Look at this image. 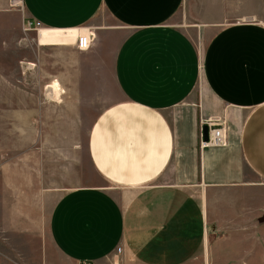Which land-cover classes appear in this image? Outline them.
<instances>
[{
    "label": "crops",
    "instance_id": "crops-1",
    "mask_svg": "<svg viewBox=\"0 0 264 264\" xmlns=\"http://www.w3.org/2000/svg\"><path fill=\"white\" fill-rule=\"evenodd\" d=\"M250 1L23 0L43 31L92 34L94 66L117 44L123 99L87 139L96 180L51 216L66 264H264V22ZM12 93L0 112L41 106ZM212 119L227 145L201 150Z\"/></svg>",
    "mask_w": 264,
    "mask_h": 264
},
{
    "label": "rangeland",
    "instance_id": "rangeland-1",
    "mask_svg": "<svg viewBox=\"0 0 264 264\" xmlns=\"http://www.w3.org/2000/svg\"><path fill=\"white\" fill-rule=\"evenodd\" d=\"M250 3L264 22L263 1ZM41 30L23 10L0 13V92L35 94L42 106L0 112V264H66L50 241L53 210L67 191L95 182L87 139L102 111L123 99L111 63L117 44L94 66L92 47L75 48L80 32ZM51 84L58 99L47 96Z\"/></svg>",
    "mask_w": 264,
    "mask_h": 264
},
{
    "label": "built area",
    "instance_id": "built-area-1",
    "mask_svg": "<svg viewBox=\"0 0 264 264\" xmlns=\"http://www.w3.org/2000/svg\"><path fill=\"white\" fill-rule=\"evenodd\" d=\"M23 0H9V10L10 11H21L23 10ZM29 27H34L35 30L39 32L41 28L40 24L36 23H29ZM94 41V36L92 34H86L83 36H80L76 43L75 48L80 52H86L89 51L92 47ZM204 126H207L209 129V136L208 141L204 140L203 137V128ZM227 145V134H226V128L225 123L221 119H212L208 120L203 124L201 129V141H200V149H209V148H224ZM122 250L118 249V254H121ZM88 264V263H84ZM118 264V263H113Z\"/></svg>",
    "mask_w": 264,
    "mask_h": 264
},
{
    "label": "bare ground",
    "instance_id": "bare-ground-1",
    "mask_svg": "<svg viewBox=\"0 0 264 264\" xmlns=\"http://www.w3.org/2000/svg\"><path fill=\"white\" fill-rule=\"evenodd\" d=\"M45 29V28H44ZM44 29H42V30H44ZM41 30V31H42ZM81 33L82 34H79V36L77 37V39L80 37V36H83V35H86L85 33H87V30L86 29H81ZM77 41V40H76ZM76 43V42H75ZM47 90H48V98H50V99H58L59 98V94H58V91H57V88L53 85V84H51L50 86H48V88H47ZM46 90V91H47Z\"/></svg>",
    "mask_w": 264,
    "mask_h": 264
},
{
    "label": "water",
    "instance_id": "water-1",
    "mask_svg": "<svg viewBox=\"0 0 264 264\" xmlns=\"http://www.w3.org/2000/svg\"><path fill=\"white\" fill-rule=\"evenodd\" d=\"M208 136H209V129L207 126H204L203 128V137L205 141H208Z\"/></svg>",
    "mask_w": 264,
    "mask_h": 264
}]
</instances>
